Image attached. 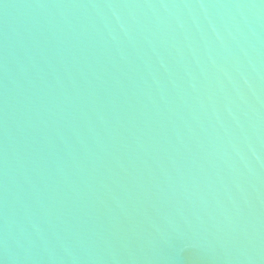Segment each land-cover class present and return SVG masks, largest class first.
<instances>
[{"label":"water","instance_id":"1","mask_svg":"<svg viewBox=\"0 0 264 264\" xmlns=\"http://www.w3.org/2000/svg\"><path fill=\"white\" fill-rule=\"evenodd\" d=\"M0 264H264V0H0Z\"/></svg>","mask_w":264,"mask_h":264}]
</instances>
